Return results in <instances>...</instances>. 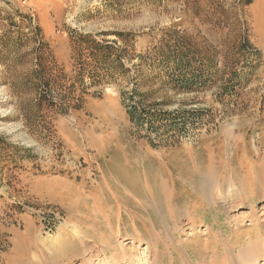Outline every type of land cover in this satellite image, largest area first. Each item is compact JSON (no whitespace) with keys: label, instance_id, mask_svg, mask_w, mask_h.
Wrapping results in <instances>:
<instances>
[{"label":"rangeland","instance_id":"rangeland-1","mask_svg":"<svg viewBox=\"0 0 264 264\" xmlns=\"http://www.w3.org/2000/svg\"><path fill=\"white\" fill-rule=\"evenodd\" d=\"M248 1L0 0V264H250L226 255L245 239L264 264V39ZM75 33L123 69L79 77ZM129 95L161 113L153 128Z\"/></svg>","mask_w":264,"mask_h":264},{"label":"trees","instance_id":"trees-1","mask_svg":"<svg viewBox=\"0 0 264 264\" xmlns=\"http://www.w3.org/2000/svg\"><path fill=\"white\" fill-rule=\"evenodd\" d=\"M250 2L251 0H249L247 4ZM117 36L123 37L124 35L119 33ZM72 44L74 45L73 55L76 56L75 58H77V61L80 64L78 67L79 77L83 76V74H87L90 80H92L91 83L95 82L96 78H99L102 75L113 73L116 68L123 69L121 59L116 55V49L111 44L103 45L97 42L91 35H83L80 33H75ZM175 54V58L178 59L175 61L173 68L176 70L183 69L185 72L186 68H184V64L188 63L189 58L182 51H178ZM86 57H91L94 65L89 63L87 61L88 58L86 59ZM46 76L47 78L43 77V79H40L42 80V85L44 84L42 86L43 90L45 93L50 94V84L52 85V83H50V75ZM195 82L196 77L187 71L183 73L182 77L177 79V86L182 90H188L192 88ZM81 83L83 84L82 81ZM133 91L138 95L135 89ZM45 93L43 92V94ZM138 96L141 97L140 95ZM126 99L129 100L128 114L130 119L138 125H141V122L145 121V123L149 125V128H153L155 124L154 122L157 123V117L160 116L161 113L158 115L153 112H145V109L141 107V99L136 100L133 95H129ZM74 107L77 108L78 106L75 105ZM146 113L148 115H146ZM182 119V116L174 117L171 120L167 119L161 126L164 128L180 127L183 126ZM152 146L155 145L152 144Z\"/></svg>","mask_w":264,"mask_h":264},{"label":"bare ground","instance_id":"bare-ground-1","mask_svg":"<svg viewBox=\"0 0 264 264\" xmlns=\"http://www.w3.org/2000/svg\"><path fill=\"white\" fill-rule=\"evenodd\" d=\"M253 10L257 20V24H256L257 32L264 39V24L260 23L261 18L264 17V0H257L255 6L253 7ZM204 192L206 193L207 190L205 189ZM237 246H240L243 249L242 252H239V255L242 256L243 258L245 257L247 258L248 256L247 259L245 258V261L249 262L250 264H257L258 263L257 259L259 255H263L259 253L260 251H262V249L260 250V248L257 249L251 246L250 239L248 241L246 239L242 241L240 240L237 243H235V245L226 248V255L229 256L235 254V249Z\"/></svg>","mask_w":264,"mask_h":264},{"label":"built area","instance_id":"built-area-1","mask_svg":"<svg viewBox=\"0 0 264 264\" xmlns=\"http://www.w3.org/2000/svg\"><path fill=\"white\" fill-rule=\"evenodd\" d=\"M54 216L57 217L58 215L55 214ZM42 222H43V220H42ZM49 222L50 221H48V223H45V226L44 225L42 226L43 233H45V234L52 233V231L54 229L53 225Z\"/></svg>","mask_w":264,"mask_h":264}]
</instances>
